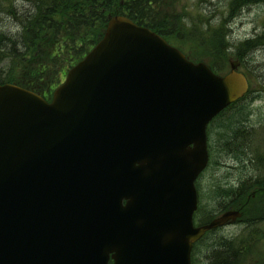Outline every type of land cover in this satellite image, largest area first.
I'll list each match as a JSON object with an SVG mask.
<instances>
[{
    "label": "water",
    "instance_id": "obj_1",
    "mask_svg": "<svg viewBox=\"0 0 264 264\" xmlns=\"http://www.w3.org/2000/svg\"><path fill=\"white\" fill-rule=\"evenodd\" d=\"M237 66L218 78L116 17L51 105L0 86V264H190L194 242L239 216L192 225L203 128L247 90ZM185 112L200 138L157 196L138 185L135 159L168 166Z\"/></svg>",
    "mask_w": 264,
    "mask_h": 264
},
{
    "label": "trees",
    "instance_id": "obj_2",
    "mask_svg": "<svg viewBox=\"0 0 264 264\" xmlns=\"http://www.w3.org/2000/svg\"><path fill=\"white\" fill-rule=\"evenodd\" d=\"M36 3L37 13L27 23H19V33L13 36L15 39L0 30V85H16L43 96L48 95L51 85L57 83L56 74L59 70L81 59L98 43L106 28L108 15H124L168 42L175 39L171 27L178 26L182 17L175 10L173 0L170 3L164 0H36ZM237 4H240L239 0L229 3L231 15L241 6ZM48 9L52 12L44 19ZM223 29L222 25L211 31L208 42L196 34L199 35L196 36L198 45L203 44L208 55L205 58L214 67L216 62L223 59L226 62L227 51H231L225 47L227 37ZM259 43L243 42L236 45L234 49L237 53L232 59L237 56L236 59L245 60ZM235 116L236 119L245 118L246 122L242 111H236ZM233 135L237 137L239 134L235 131ZM259 208V213H262L264 208ZM232 253L237 255L236 262ZM238 258L239 253L225 248L222 254L211 252L208 261L210 264H237Z\"/></svg>",
    "mask_w": 264,
    "mask_h": 264
},
{
    "label": "rangeland",
    "instance_id": "obj_3",
    "mask_svg": "<svg viewBox=\"0 0 264 264\" xmlns=\"http://www.w3.org/2000/svg\"><path fill=\"white\" fill-rule=\"evenodd\" d=\"M11 1L17 10L28 7L25 0ZM171 1L164 0L165 3H170ZM173 1L175 2V10L180 14L181 12L184 15L186 14L185 19L178 25L181 27L182 33L174 36L176 42L186 47L187 53L193 58L196 55H194L192 50L197 51L202 56L206 55L203 44L198 45L199 40L196 39L198 38L196 36L200 35L208 42L211 37V31L216 30L219 26V21L227 15L228 5L231 0ZM7 6L8 2L0 0V30L6 35L16 36L19 33V23H15L9 16ZM207 17L212 19V21L205 20ZM209 21L210 24H208ZM230 29L232 31L231 39L229 38L230 40L226 42L225 46L231 49V51L227 52V60L233 57L236 45H240L241 42L255 35L262 36L260 37L259 46L247 55V60L239 68L240 72L244 71L245 68L254 73L252 74L249 96L212 126L211 141L214 154L211 158V166L214 167L209 169L206 179L203 180L204 196L201 201L204 203L205 211L201 218L204 220L217 213L216 201L221 203L223 197L232 200L230 194L233 188L243 184L245 190H247L249 182L255 181L258 177L261 179L264 176V3L253 4L250 9L242 12L236 21L230 25ZM261 43L263 44L260 45ZM205 57H208V55ZM216 64L221 65L220 69H224L223 73H225L227 64L224 59L216 62ZM250 101L252 102L251 104ZM236 111H242L245 117L249 115L247 117L248 121L245 122V118H238L233 120V124L229 128H226L228 125L226 120ZM231 112L234 113L230 114ZM229 114L230 116H228ZM235 131L239 134L237 137L233 135ZM253 227H257L256 231L259 233L264 228V223H256ZM236 228L238 229L227 230V234L236 236L242 234L240 228L246 229L242 226ZM247 232L244 234H247ZM262 235L264 236V232ZM217 236L213 234L212 238L203 243V248L208 246L211 250L214 249V246L218 245ZM261 236L255 238L257 242L253 247H257V250H260L259 253L264 256V238H261ZM201 259L199 264H206L203 261V256H201Z\"/></svg>",
    "mask_w": 264,
    "mask_h": 264
},
{
    "label": "flooded vegetation",
    "instance_id": "obj_4",
    "mask_svg": "<svg viewBox=\"0 0 264 264\" xmlns=\"http://www.w3.org/2000/svg\"><path fill=\"white\" fill-rule=\"evenodd\" d=\"M203 177L202 176H199L198 179L196 180L195 182V189H196V192H197V196H198V201H199V196L200 194L204 195V187H203ZM201 185H202V188H201ZM241 184H239L238 186H236L235 188H233V193L230 194V198H225L223 197L221 200L222 202L219 203L218 201L217 202V207L218 209L217 210H231V211H242L244 212V209H247L248 212L250 211H254V209L256 207H249L250 206V199H252V201H256L257 204H264V187L263 188H259V187H255L256 190H254V186L256 184L253 185L252 182H249V186L247 187V191L244 192V191H240L239 187ZM264 186V184H263ZM263 189V191L261 190ZM262 191V192H260ZM236 192H239V195L240 198L238 199V197H235V194ZM245 195V196H244ZM243 196L244 197H247L246 200L244 201L243 200ZM217 199V198H216ZM202 212L199 213V210H197L196 214L198 215V217L200 218V215L201 213L203 214V210L205 209V206L202 205ZM214 210V207L212 208ZM205 211V210H204ZM225 212V211H224ZM241 223V220H237L235 223L231 224V226L228 225V227H225L223 229H220V230H217V232L215 233V235L217 236V239L218 241H223L225 240V235H220V234H217V233H220V232H224L225 230H230L233 226V228L235 227V225ZM243 224V223H242ZM248 233H249V239H250V243L251 245H255L256 244V239L254 237V232H252V229H248ZM261 235V234H260ZM257 237V236H256ZM254 242V244H253ZM236 245L235 244H230V245H225V243L223 244H218L217 246H215L214 250L220 254H222V252L225 251V248H229L230 250L234 251L236 253ZM232 256H233V260L234 262H236V259H237V255L235 256L234 253H232ZM219 257V255H218Z\"/></svg>",
    "mask_w": 264,
    "mask_h": 264
},
{
    "label": "bare ground",
    "instance_id": "obj_5",
    "mask_svg": "<svg viewBox=\"0 0 264 264\" xmlns=\"http://www.w3.org/2000/svg\"><path fill=\"white\" fill-rule=\"evenodd\" d=\"M25 2L28 4L27 8H23L21 10L14 8V10L9 14L15 23H27L28 21L32 20V18L37 13L38 3H36V0H25ZM51 12L52 10L48 9L46 13H44V19H47ZM13 38L15 39L16 37ZM229 262H231V260Z\"/></svg>",
    "mask_w": 264,
    "mask_h": 264
}]
</instances>
